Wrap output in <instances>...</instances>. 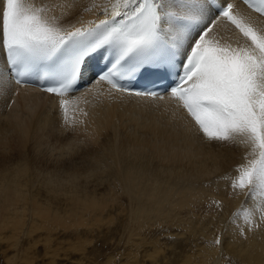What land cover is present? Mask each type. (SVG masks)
Segmentation results:
<instances>
[{"label":"bare ground","instance_id":"obj_1","mask_svg":"<svg viewBox=\"0 0 264 264\" xmlns=\"http://www.w3.org/2000/svg\"><path fill=\"white\" fill-rule=\"evenodd\" d=\"M34 2L72 5L68 9L53 7L49 16L61 17L67 11L68 17L62 21L65 26L80 27L81 22L103 19L93 5L109 0ZM85 8L91 11L85 12ZM235 11L264 29V20L239 6ZM211 35L221 44L233 46L237 38L234 27L227 24L215 26ZM4 67L0 53V70ZM30 86L13 82L0 96V233L9 229L10 238L17 240L27 199L40 230L50 232L37 219L61 225L63 217L52 206L53 201H59L72 222H82L90 215L94 225H109L125 217L123 229L129 232L128 241L139 238L152 225L177 226L178 235L189 233L193 241L206 243L197 244L194 254L186 252L179 264H220V254L210 246L214 231L223 227L231 231L234 213L240 214L236 223L244 225L243 210L253 205L252 200L245 204V197L233 194L230 187L235 166L244 154L242 147L207 142L184 110L168 99L158 101L128 93L109 96L106 85L92 88L88 84L68 97L72 102L65 116L58 98ZM87 88H92L91 93ZM71 127L73 134H83L82 139L85 136L80 153L75 147L80 143L77 135L57 138ZM59 145L60 156L50 160ZM64 147L71 153L64 154ZM105 185L108 190L102 195ZM30 188H37L35 198L23 195L22 190ZM204 202L215 210L203 216L195 214L205 208ZM118 203L122 208L117 212ZM104 210H115L116 217L103 220ZM90 222L87 220V225ZM161 252L155 248L149 258L155 259ZM225 253L236 257L239 264H264V228L249 232L247 239L237 235ZM192 255H198L200 261H193Z\"/></svg>","mask_w":264,"mask_h":264},{"label":"snow or ice","instance_id":"obj_2","mask_svg":"<svg viewBox=\"0 0 264 264\" xmlns=\"http://www.w3.org/2000/svg\"><path fill=\"white\" fill-rule=\"evenodd\" d=\"M244 3L264 16V0ZM53 7L72 5L0 0V53L5 56L0 96L13 82L38 81L67 116L68 97L81 84L106 85L109 96L168 99L207 142L242 147L230 187L253 205L243 210L244 225L236 223L240 214L234 213L231 231L223 227L210 241L232 264L225 252L235 237L247 239L249 232L264 228V29L236 12L232 0H109L93 5L103 19L80 27L65 26L67 11L49 16ZM218 24L234 27V46L212 37ZM171 76L176 79L164 93L142 90L141 81L155 84Z\"/></svg>","mask_w":264,"mask_h":264},{"label":"rangeland","instance_id":"obj_3","mask_svg":"<svg viewBox=\"0 0 264 264\" xmlns=\"http://www.w3.org/2000/svg\"><path fill=\"white\" fill-rule=\"evenodd\" d=\"M65 135L66 137L72 135V138L77 135L80 143L75 147L80 153L85 136L82 139L83 134L81 135L78 132L73 134L71 127L63 135H57V138L63 140ZM61 145L56 148V151L52 152L50 160H56L60 156V151L58 150L61 149ZM63 150L64 154L71 153L70 148L64 147ZM13 153L16 154L17 151ZM62 158L68 159V156H62ZM102 188L101 193L105 195L104 193H106L108 188L106 185ZM35 189L37 188H30V191L23 189L22 193L27 195V197L32 196L35 198V193H37ZM91 192L87 191L86 193L90 195ZM61 205L63 206L59 201H53L52 203L54 210L63 217L61 225L50 222L43 223L37 219L45 228L51 229L49 232L46 229L40 230L36 219L31 216V205L27 199L24 207V224L21 233L17 235L16 245L14 246L16 241L10 238L12 236L9 229H5V231L0 233V264H106L107 261L111 264H170L171 262V264H179L181 257L186 252L194 254L197 251L196 245H201L202 243V240L193 241L194 239L189 233H184L185 236L178 235L180 228L167 224L162 226L152 225L141 232L139 238H133L132 241H128L129 232L123 229L125 224L123 219L125 217L117 218L111 224L108 223L109 225L104 222L94 225V223L90 222L94 221L90 215L84 217L85 219L82 222H72L68 219L70 214ZM116 205H118V212L122 207L119 203ZM204 207V209L200 210L193 207L197 210L195 214L203 216L209 210H215L214 207H210L206 202H204ZM193 208L191 210H194ZM108 212V210H104L101 213V218L104 217L103 220H106V217H116L117 212L115 210L112 213ZM87 220L90 225H87ZM219 233V230H215L213 237ZM48 236H50L49 241H46ZM175 239L179 244L176 243ZM205 245L206 243H202L201 246ZM155 248H160L162 250L161 254L155 259L149 258ZM172 253L174 254L172 255ZM225 255L230 258L232 264H239V260L233 255L226 253ZM192 256L193 261H200V259H197L198 255ZM220 258L222 259L220 264H226L225 259L221 256Z\"/></svg>","mask_w":264,"mask_h":264}]
</instances>
